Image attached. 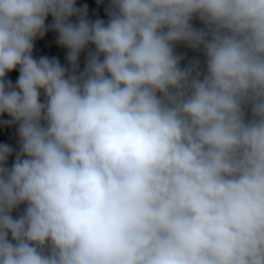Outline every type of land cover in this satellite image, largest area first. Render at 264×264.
I'll list each match as a JSON object with an SVG mask.
<instances>
[{
    "label": "clouds",
    "instance_id": "1",
    "mask_svg": "<svg viewBox=\"0 0 264 264\" xmlns=\"http://www.w3.org/2000/svg\"><path fill=\"white\" fill-rule=\"evenodd\" d=\"M105 14L0 0V264H264V0Z\"/></svg>",
    "mask_w": 264,
    "mask_h": 264
},
{
    "label": "trees",
    "instance_id": "2",
    "mask_svg": "<svg viewBox=\"0 0 264 264\" xmlns=\"http://www.w3.org/2000/svg\"><path fill=\"white\" fill-rule=\"evenodd\" d=\"M96 3H100L103 6V14H99V13L91 11L90 8L93 7V5H95ZM85 4L88 6V12H89L90 18L95 19L99 17L101 19H105V20L107 19V16L105 14V7L108 4V0H100V2H98V0H84V2L77 0V7H82ZM50 22H51V17L48 18V21H46V23H50ZM180 48L181 47L178 46V51L187 52L188 57H192L195 55V53H193L191 50H187L184 48L180 50ZM50 49L54 50L56 57L63 64L65 62L66 50L57 46L56 34L51 31L48 32L43 39H37V41L35 42L33 55L35 58H39L42 55L49 56ZM82 67H83V60L81 58V68ZM18 75H19L18 70H15L11 73H8V78L11 79L13 83H15L16 79L18 78ZM7 119H9V117H7L6 114L3 116H0V120H7ZM13 127L15 126L5 127L3 125H0V143H5V139H4L5 134L7 133L8 129L13 128Z\"/></svg>",
    "mask_w": 264,
    "mask_h": 264
},
{
    "label": "rangeland",
    "instance_id": "3",
    "mask_svg": "<svg viewBox=\"0 0 264 264\" xmlns=\"http://www.w3.org/2000/svg\"><path fill=\"white\" fill-rule=\"evenodd\" d=\"M79 1H81V2L83 1L84 2V0H79ZM90 9H91L92 12H96V13H99V14H103V6L100 3H96ZM196 26H199V23L198 22H197V25ZM179 47H181L180 50L183 49L182 46H179ZM53 56L56 57V54H55V52H54L53 49H50V51H49V57H53ZM81 58H82V60H84L83 54H82ZM4 139H5V143L10 144L13 148H16V146H17V139H18V137L16 136V127H13V128L8 129L7 130V133L5 134V138ZM13 160H14V157H10L9 158V161H8L9 166L11 165V163L13 162ZM13 215H16V213L14 212Z\"/></svg>",
    "mask_w": 264,
    "mask_h": 264
}]
</instances>
